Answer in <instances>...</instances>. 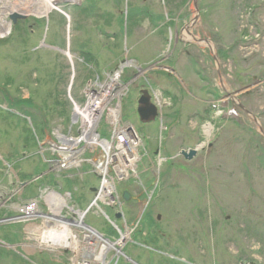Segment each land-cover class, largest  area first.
Wrapping results in <instances>:
<instances>
[{"label":"rangeland","instance_id":"obj_1","mask_svg":"<svg viewBox=\"0 0 264 264\" xmlns=\"http://www.w3.org/2000/svg\"><path fill=\"white\" fill-rule=\"evenodd\" d=\"M179 1L147 0L149 12L135 13L129 18L120 13L131 10L132 4L143 5L142 0H83L82 6L76 8H65L59 3L57 6L60 9L63 6L69 17L58 9L46 19L19 20L14 25L11 36L0 40V182L5 180L6 162L14 163L23 180L32 171L45 169L36 153L35 133L42 138L43 124L56 127L72 117L69 91L72 89L71 95L79 99L84 80L91 75L80 54L99 52L91 64L100 72L115 66V56L127 52L131 58L139 57L144 66L167 56L163 64L175 63L181 72L178 78L196 96L181 90L182 84H177L171 70L153 65L152 75L147 76L166 96L173 98V104L158 120L143 124L136 112V100L145 80L138 74L130 83L129 94L123 102L124 118L145 135L148 157L137 168V177L118 185V192L127 188L139 197L121 202L128 227L139 223L122 251L138 264H264V164L256 165L252 157L255 153L252 139L264 142L256 132L258 127L253 118L257 116L264 128V0H198L197 7L194 0H188L181 10ZM73 5L77 4H69ZM116 16L122 17L121 22ZM192 21L188 30L194 36L208 39L216 50L226 52L228 58L222 60L221 72L230 91L238 90L242 84L257 83L250 92L236 98L247 111L238 105L237 110L233 106L210 108L209 95L202 87L207 79L201 80L189 69L192 59L198 65L208 60L202 49L211 57L209 48L205 47L207 43L196 42L184 48L191 51L190 55L184 50L172 51L175 28L186 27ZM117 22L119 28L115 25ZM188 30H183L182 37L186 40L188 36L191 38ZM106 50L115 58L109 57ZM215 62L208 60L209 74L207 70L205 74L218 83ZM73 66L75 78H72ZM24 96L29 100L24 106L10 104ZM229 109L235 110L233 115H228ZM193 120H200L203 125L224 124L228 131L240 133L238 140L229 142L228 134L225 141L220 138L217 143V148H221L219 154L214 148L210 156L208 151L207 157L202 153L192 160L186 159L179 151L195 146L187 132ZM69 123L65 121V125ZM215 135L211 132L207 139ZM259 152L260 149L258 156ZM237 158L242 163L238 162L235 167L231 163ZM82 178L77 176L73 183L65 179L64 184L67 187L72 184L74 200L86 207L94 199L91 188L98 179L89 172ZM27 190L34 194L37 185H30ZM146 202L148 205L140 217ZM97 209L92 208L85 222L116 242L120 235ZM107 212L114 220L112 211L107 208ZM147 213L153 223L146 217ZM116 222L125 225L123 218ZM15 227L1 226L0 237L11 236L12 231L16 233L20 226ZM82 234L90 233L84 229ZM52 250L25 254L19 248L0 245V264L65 263L61 256H56L59 249ZM113 254L116 255L109 251L107 260ZM65 256L70 258L71 252ZM119 264L136 263L120 255Z\"/></svg>","mask_w":264,"mask_h":264},{"label":"flooded vegetation","instance_id":"obj_2","mask_svg":"<svg viewBox=\"0 0 264 264\" xmlns=\"http://www.w3.org/2000/svg\"><path fill=\"white\" fill-rule=\"evenodd\" d=\"M187 1L188 0L179 1L180 5L178 6V9L181 10V8L183 6V3H185L184 4V6H185L187 4ZM146 2H147V0H142L143 5L132 6V9L136 12L137 15H140L142 12H144V13H148L149 12L148 7L146 6ZM61 3L64 4V7H66V8L67 7L76 8V5L69 6V4H78V2H76L74 0H61ZM194 4L197 7V1L196 0H194ZM76 11L78 13V10H76ZM92 12L94 13V11H92ZM103 13H108L109 14L110 12H103ZM133 14H135V13H133ZM177 17H180V14ZM173 24L175 25V21H173ZM175 27H177V25H175ZM185 28L186 27H184V26H182L180 29L179 28H175V37H176V39H175L174 43L172 44L173 45L172 47H174L172 51H174V53L178 52V49H179V51H181V50L183 51L184 48L191 47L190 45L195 43L194 39H191L190 36H188L187 40L182 37V36H184L183 30ZM190 32H188L189 35H190ZM194 47H199L200 48V46H194ZM205 47L209 48L208 51L211 53V57L209 55L207 56V53H206L205 49H202L203 55L205 57H208V60H210V58H211V60H214V61H216L215 63H217L215 65V68H217L216 74H217V78H218V83H216L215 81H212L211 78H207V76L205 74L206 70H207V72L209 74V71H208L209 66H208V64H206L208 62L207 59H204L205 63L203 62L202 65H198V62H196V60L192 59V61L190 63L191 67L189 66V69L196 76L200 77L201 80L207 79L205 81V82H207V84H204L202 87L204 88V90L209 95V98H207V99H208V101H209V103L211 105L210 108L211 109L212 108H214V109H223L224 107L233 106V108L236 109V105H238L240 108H242L243 110L247 111L241 103H237L236 102V98L239 99L238 95L236 94L237 90L230 91L228 89V87L225 85V83L223 82V74L221 72V69H222L221 63H222V60L224 58H228V56L226 55V52L221 51V50H216L215 46H205ZM184 53L187 54V55H190L191 51L190 50H184ZM166 58L168 59L167 56H166ZM171 67H173V69H174L173 75L175 76L177 84L179 86H181V84H182L181 90L184 89V90H186L188 92L189 95H191L193 93L196 96L195 91L192 90L189 86L185 87L183 85V82L178 78V76H179L178 72H180V71H179L178 68H176L175 63H172ZM202 73H204V74L202 75ZM240 82L243 83L242 81H240ZM250 84L251 83H247L246 85L242 84V87L239 88L238 90L242 89L245 86H249ZM255 84L257 85V83H255ZM234 101L237 104H235ZM194 121H197V123H194ZM200 123H201L200 120H193L191 122V124L188 125V128H187L188 134L191 135V137H190L191 142L195 143L194 147H189V148L197 150L195 155H194V157L199 155V154H202V153H205V157H207L206 154H207L208 151H209V156H210L211 155V151L214 148L217 150L216 154H219V151H220L221 148H217V143H218L220 138L223 141H225V138L227 137L228 134L230 135V138H231V140L229 142H234V141L238 140V137H239L240 133L228 131L227 127H225L224 124L208 122L205 125H203V124H200ZM262 129L264 130L263 127H262ZM248 131H251V133H252V130H248ZM257 131H258L259 136L262 137V139H264V134L260 133L258 129H257ZM211 132H214L216 134L215 137L211 138V139H207V136L210 138V133ZM232 135L233 136L235 135V138H233ZM249 135H251V134H249ZM253 137H255V136L252 135V138ZM205 139H207V141H205ZM197 140H198V142L196 143ZM252 145H254V151H255V153H253L252 157L255 160V164L256 165H260L261 164V160L259 159V156L257 154H258V150L260 149L261 153L264 156V142H259V141H256L255 139L254 140L252 139ZM194 157H192L190 160H192ZM238 162L242 163L237 158L231 164L236 167L238 165ZM263 164H264V162H263Z\"/></svg>","mask_w":264,"mask_h":264},{"label":"bare ground","instance_id":"obj_3","mask_svg":"<svg viewBox=\"0 0 264 264\" xmlns=\"http://www.w3.org/2000/svg\"><path fill=\"white\" fill-rule=\"evenodd\" d=\"M55 1L56 0H24V2H27L28 3L27 5H29V6H32V7L37 6L36 12H31V11L30 12H31L32 16H38V17L46 16L48 11H50L53 8V5H54ZM4 2L7 3V4H10L9 0H4ZM22 5H23V3L19 4V6H22ZM127 12L128 11L124 10V11H122L120 13V15H122V14H126L127 15ZM131 12L136 13L134 10H132ZM117 17H118L119 21L122 18L120 16H116L114 18H117ZM127 17H128V15H127ZM115 25L118 28L120 27V23L119 22H117ZM113 30H115V29H113ZM123 56H124L123 54L122 55H118L117 58H116L117 61L120 62L119 64L121 66H126V65L133 64L132 62H130V61L126 60V59H123ZM98 93L101 94L100 92H98ZM107 96H108V94H104V93L101 94V98L102 99H105V97H107ZM101 105L107 107V106H109V102L101 103L100 105H93L91 107V108H95L98 111L97 115H95L96 118H98V120L101 118V115L99 113V111L101 109ZM84 227H86V226H84ZM47 233H49V235L48 236H43V241L48 242L49 246H54V245L58 244L59 246H62V247H65V248L66 247H70V248H74V249H79V250H77V253L82 255L83 258H88L91 255L92 251H94V248H90L88 243H86L85 248L82 247V244L79 245V243L77 241H79L80 243L83 242V237H80L78 234L75 235L74 237L73 236H68L67 237V235H65L64 233L60 234V235L53 234L50 231H47ZM122 236L125 238V241H126V238H127L126 236L127 235H125V234L123 235L122 234ZM70 237H71V239H70ZM92 238L100 240L101 236L99 234L93 232V231H92V236L91 237H86L85 236L86 240H90ZM118 244L119 245H123L124 241L123 240H119ZM81 247L84 248V249H82ZM107 247L108 248L117 249V251L119 252V249L117 248L116 243L108 242ZM104 255H105L104 254V248L101 249V247H100L98 255L95 257L94 260H97V261L103 260L104 259ZM104 263L108 264V262L106 263L105 261H104Z\"/></svg>","mask_w":264,"mask_h":264},{"label":"built area","instance_id":"obj_4","mask_svg":"<svg viewBox=\"0 0 264 264\" xmlns=\"http://www.w3.org/2000/svg\"><path fill=\"white\" fill-rule=\"evenodd\" d=\"M3 4H4V0H0V11L3 10ZM1 19L2 17L0 15V34L2 33L1 27L3 26ZM92 95H93L92 96L93 105H100L101 103H105L108 100L107 97H105V99H102L101 95H94V94ZM101 106L103 107V105ZM89 112L93 113L92 119L94 120L96 118L95 115H97L98 111L95 108H90ZM85 116L88 117V115H85ZM114 125H115L114 126L115 127L114 140L111 142L102 143V146L107 149V163L111 165V167L116 168L117 164L120 165V162L123 161L122 169H127L132 164L134 159L136 158V154L134 153L133 149H134V145L137 144V142L135 141L131 132H129L128 130H124V129L119 130L120 128L119 124L114 123ZM119 172L122 175L126 173L124 172V170H120ZM111 178L112 177H110V175L107 176V178L104 179V182L110 185ZM107 192L109 193L110 190H107ZM27 209L30 211H33L34 205L27 206Z\"/></svg>","mask_w":264,"mask_h":264},{"label":"water","instance_id":"obj_5","mask_svg":"<svg viewBox=\"0 0 264 264\" xmlns=\"http://www.w3.org/2000/svg\"><path fill=\"white\" fill-rule=\"evenodd\" d=\"M20 16L18 15H14V21L17 20V18H19ZM197 41H200V39H197ZM208 41V40H206ZM138 113L140 115V118L142 121L144 122H148L151 121L153 119H155L156 115H157V108L156 106L152 103L151 101V95L149 94L148 90L146 89H142L141 90V96L139 97L138 100ZM130 193L129 191L125 190L123 192V198L125 200H129L130 199ZM120 214H117V217H119Z\"/></svg>","mask_w":264,"mask_h":264}]
</instances>
